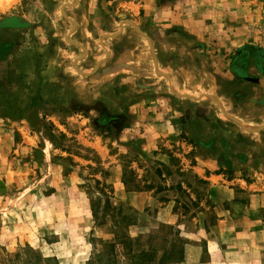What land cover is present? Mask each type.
<instances>
[{
  "label": "rangeland",
  "instance_id": "rangeland-1",
  "mask_svg": "<svg viewBox=\"0 0 264 264\" xmlns=\"http://www.w3.org/2000/svg\"><path fill=\"white\" fill-rule=\"evenodd\" d=\"M188 246L264 264V0H0V264Z\"/></svg>",
  "mask_w": 264,
  "mask_h": 264
},
{
  "label": "crops",
  "instance_id": "crops-1",
  "mask_svg": "<svg viewBox=\"0 0 264 264\" xmlns=\"http://www.w3.org/2000/svg\"><path fill=\"white\" fill-rule=\"evenodd\" d=\"M233 41H237V42H235V43H237L236 44L237 46H241L245 43H252L253 44V42L251 41L250 38H248V36L245 37L243 35L242 36H236V37L234 36ZM256 53H258V51H256ZM256 60L259 61L258 59H256ZM255 62L256 61H254V63ZM252 67H254V66L249 65L250 70H253ZM242 74L247 75V72L244 69H242ZM242 74L240 73L237 76H244ZM227 262H228V260L225 259V263H222V264H229ZM171 264H215V263H214L213 259H211L210 254L208 255L206 253H203V251L200 249L197 251H192L191 246H188L185 250L183 259L180 262L171 263Z\"/></svg>",
  "mask_w": 264,
  "mask_h": 264
},
{
  "label": "trees",
  "instance_id": "trees-1",
  "mask_svg": "<svg viewBox=\"0 0 264 264\" xmlns=\"http://www.w3.org/2000/svg\"><path fill=\"white\" fill-rule=\"evenodd\" d=\"M119 243H121V241H118Z\"/></svg>",
  "mask_w": 264,
  "mask_h": 264
}]
</instances>
